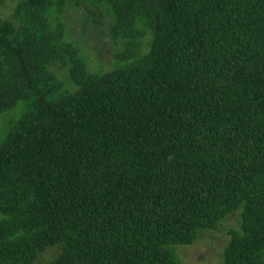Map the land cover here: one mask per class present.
Instances as JSON below:
<instances>
[{
	"label": "trees",
	"instance_id": "obj_1",
	"mask_svg": "<svg viewBox=\"0 0 264 264\" xmlns=\"http://www.w3.org/2000/svg\"><path fill=\"white\" fill-rule=\"evenodd\" d=\"M10 1L0 264H181L237 210L209 264H264V0ZM71 6L117 45L109 67Z\"/></svg>",
	"mask_w": 264,
	"mask_h": 264
},
{
	"label": "rangeland",
	"instance_id": "obj_2",
	"mask_svg": "<svg viewBox=\"0 0 264 264\" xmlns=\"http://www.w3.org/2000/svg\"><path fill=\"white\" fill-rule=\"evenodd\" d=\"M14 3L7 0V5H2L0 10L3 16H9L12 13ZM87 16L86 10L71 6L65 13L71 29L69 37L78 41L90 55V65L93 68L105 69L113 63V51L116 44L111 41L109 34L104 26H99L92 22H84ZM106 22V20H105ZM83 31L85 33L83 34ZM102 62V63H101ZM101 63V64H100ZM3 118L0 117V124ZM240 210L230 214L223 219L219 227L211 232H203L193 244L177 245V253L180 256L181 264H209L219 262L222 258V250L226 241L229 239L227 229L230 225H235L237 214ZM53 254L52 250L44 252V257L49 258Z\"/></svg>",
	"mask_w": 264,
	"mask_h": 264
}]
</instances>
